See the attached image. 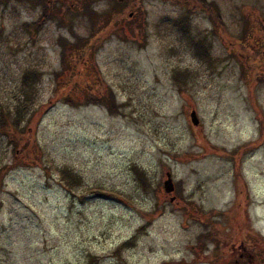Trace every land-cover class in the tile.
I'll return each mask as SVG.
<instances>
[{
    "label": "rangeland",
    "instance_id": "1",
    "mask_svg": "<svg viewBox=\"0 0 264 264\" xmlns=\"http://www.w3.org/2000/svg\"><path fill=\"white\" fill-rule=\"evenodd\" d=\"M210 2L221 24L189 1L144 0L106 15L101 5L92 22L90 11L55 5L36 35L23 23L40 4L0 3V107L14 108L25 70L40 73L19 143L27 151L0 134V264H250L243 247L264 264V49L249 36L264 0ZM200 38L210 64L194 53ZM59 39L66 61L75 52L73 80ZM186 69L179 87L172 74ZM72 90L74 105L62 97ZM84 91L111 92L116 109L87 104ZM132 165L146 174L145 189ZM64 167L82 183L67 186Z\"/></svg>",
    "mask_w": 264,
    "mask_h": 264
},
{
    "label": "trees",
    "instance_id": "2",
    "mask_svg": "<svg viewBox=\"0 0 264 264\" xmlns=\"http://www.w3.org/2000/svg\"><path fill=\"white\" fill-rule=\"evenodd\" d=\"M10 0H0V3H8ZM19 1H31L32 5L35 6L37 4L41 5V11L39 12L40 14H38V17L30 22H24L23 23V28L24 30L28 33V34H33L36 35L40 29L42 28L43 24L46 23L47 21H49V19H51V17H53V9L54 7H50V5L48 4V2L46 0H19ZM196 1V3H199L200 5H205V1L204 0H194ZM209 7V14L211 15L212 12V20L214 21V24H221V22H223L222 18H221V13L218 11L217 7L215 6L214 2H210L208 4ZM61 8V7H59ZM211 11V12H210ZM90 13L93 15L90 17L91 22L94 21L95 17L98 16L99 14H97L96 12H92L90 11ZM188 19H184V22L187 23ZM181 24L182 29L184 30L187 27V24ZM92 26V25H91ZM93 27V26H92ZM88 37H92V33H90L88 35ZM251 37V36H250ZM200 39H194L192 40L193 46H194V53L195 55L201 57L202 59H205L208 61V63L210 64L212 62L213 59H210V53L207 51V49L209 48V45L205 42V40H201ZM60 40V45L62 47V52H61V62L62 64L66 65L65 68V73H68V76L70 79H75L77 76H79V74L77 75V70L79 69V64L76 63V61H74V59H72L71 57H73L72 54H74L75 52H73L70 55V60L66 61V53H64V50L66 49V45L63 43V41L61 42ZM245 40L247 41L248 39L245 38ZM246 46V43H244L242 45V47L244 48ZM69 49L68 53L70 52ZM210 59V60H209ZM90 69V67H89ZM87 69V70H89ZM59 74V73H56ZM92 74V72H91ZM81 75V74H80ZM190 75V71L189 70H184V71H180V70H174L173 74H172V79L173 82L178 85L179 87H183L185 86L186 80L188 79L187 77ZM58 75H56L57 77ZM90 76V75H89ZM88 76V83L89 82H93L95 83L97 80L94 77H89ZM87 78V76H86ZM40 80V73L38 72V70L36 69H27L25 70L20 77V87H19V95H17L16 97V103L14 108H9V107H0V134H3L7 137L8 141H10V143L13 145V147H18L21 149H24L26 147L25 145V141L23 144H19L21 142H23L24 140V134L28 133V130L26 129V127L23 126V123L25 121L28 120V114L30 113V111H32V107L34 106V104L36 103V99L38 97V90H37V84ZM87 83V85H89ZM92 83V84H93ZM77 83H74V86H76ZM85 84H82V88L83 87H88ZM90 87V86H89ZM71 92H67V93H63L62 97L64 99V101L70 105H74L75 104V100L72 97L73 95H71ZM85 93V91H84ZM106 93L103 96H93L90 97L88 93H85L83 96V99L86 100V103H103L106 105V107L110 110H114L115 108V104H114V96L112 95V93L110 92V95ZM106 97V98H105ZM25 151H27V149H24ZM6 167L4 165L0 166V191L2 190V186H3V177L4 172H5ZM132 171L135 174V177L139 183V185L145 189L148 186L147 183V176L146 174L137 166V165H132L131 166ZM59 174L60 177L65 180L67 186H69V184H78L80 185L82 183V178L79 175H76L70 168L68 167H64V168H59ZM94 191L97 192H101V194H103L104 192H102L99 189L94 188ZM108 193V192H107ZM143 231V226H141L140 228H138V233H141ZM137 238V235H133L130 239L122 242L116 249V252L118 254L121 253V251L128 249L130 247H132L134 245V241ZM92 259L96 260V258L92 257ZM89 264H92V261H89Z\"/></svg>",
    "mask_w": 264,
    "mask_h": 264
},
{
    "label": "flooded vegetation",
    "instance_id": "3",
    "mask_svg": "<svg viewBox=\"0 0 264 264\" xmlns=\"http://www.w3.org/2000/svg\"><path fill=\"white\" fill-rule=\"evenodd\" d=\"M50 7H54L57 5L58 7L65 8V13L68 14L70 12H74L76 15V12H78L79 17H85V13L87 11L96 12L98 8H100L101 5H103L104 9L101 10V15L106 14H113L114 8L120 9L118 12L123 14L127 8H131L136 11V8L139 7V9L143 8V2L144 0H46ZM178 1H189V3H195L196 6H199L197 9L200 10V12L206 13L208 16L209 14V7L208 4L210 3V0H204L205 5H200L199 3H196L194 0H178ZM120 7V8H119ZM133 10L130 11L128 14L129 16H132ZM192 10V8H191ZM211 12V11H210ZM188 12H186L184 17H182L181 21L184 22V19L189 18ZM210 16V14H209ZM208 16V17H209ZM221 18H223L221 14ZM177 19V18H176ZM176 23V22H175ZM258 27V28H257ZM257 31V33H256ZM253 35L254 43L255 45L264 49V19H262L260 25H252V29L250 30V35ZM240 247V246H239ZM251 257V260L247 257ZM240 259L246 260L250 262V264L254 263V260H256L255 256L252 254L249 255L247 250L243 247V251L239 255Z\"/></svg>",
    "mask_w": 264,
    "mask_h": 264
},
{
    "label": "water",
    "instance_id": "4",
    "mask_svg": "<svg viewBox=\"0 0 264 264\" xmlns=\"http://www.w3.org/2000/svg\"><path fill=\"white\" fill-rule=\"evenodd\" d=\"M263 56H264V51H263ZM190 115V121L191 123L196 126L198 125V118L196 115V111L194 109L191 110V112L189 113ZM163 189L166 193H171L174 190V184L171 178V174L169 172H166V179L163 181ZM174 198L171 197V200H173Z\"/></svg>",
    "mask_w": 264,
    "mask_h": 264
}]
</instances>
